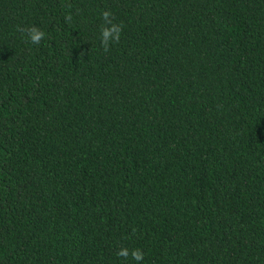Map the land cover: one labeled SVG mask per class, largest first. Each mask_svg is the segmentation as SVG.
<instances>
[{
  "label": "trees",
  "instance_id": "1",
  "mask_svg": "<svg viewBox=\"0 0 264 264\" xmlns=\"http://www.w3.org/2000/svg\"><path fill=\"white\" fill-rule=\"evenodd\" d=\"M120 246L264 264V0H0V264Z\"/></svg>",
  "mask_w": 264,
  "mask_h": 264
},
{
  "label": "clouds",
  "instance_id": "2",
  "mask_svg": "<svg viewBox=\"0 0 264 264\" xmlns=\"http://www.w3.org/2000/svg\"><path fill=\"white\" fill-rule=\"evenodd\" d=\"M65 6L71 8V4H66ZM100 16L103 23L100 26L99 47L100 50L106 54L110 51L112 45L119 43L124 25L115 21V16L110 10L102 11ZM71 19V13H66L65 21L70 23ZM17 30L21 33V38L24 39L26 43H31L32 45H40L46 36V33L36 25H31L27 28L18 27ZM136 231L137 230L133 228L132 235H135ZM115 255L118 258H122L124 261H127L130 257L133 261L137 262V264H140L144 259V252L141 249H129L126 246L118 247Z\"/></svg>",
  "mask_w": 264,
  "mask_h": 264
}]
</instances>
